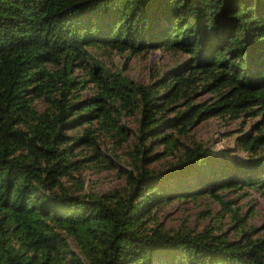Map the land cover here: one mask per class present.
Listing matches in <instances>:
<instances>
[{
    "label": "trees",
    "instance_id": "obj_1",
    "mask_svg": "<svg viewBox=\"0 0 264 264\" xmlns=\"http://www.w3.org/2000/svg\"><path fill=\"white\" fill-rule=\"evenodd\" d=\"M91 46L187 57L139 82ZM212 116L264 117V0H0V264H264L253 203L224 198L264 195V120L239 155L195 137ZM119 161L124 185L82 192ZM204 195L200 230L160 223Z\"/></svg>",
    "mask_w": 264,
    "mask_h": 264
},
{
    "label": "rangeland",
    "instance_id": "obj_2",
    "mask_svg": "<svg viewBox=\"0 0 264 264\" xmlns=\"http://www.w3.org/2000/svg\"><path fill=\"white\" fill-rule=\"evenodd\" d=\"M89 49L101 60H104L109 67L120 69L124 75L139 82L148 81V77L153 72L165 70L187 57V54L183 51L176 52L166 48H158L138 55L121 54L115 49L102 46H91ZM82 94L83 96L89 95V90L83 91ZM208 96L209 93H204L200 95L198 100H202ZM259 119L262 122L264 117L230 118L228 116H212L205 121H199L193 127L192 132L197 139L203 141L206 145L216 149L228 147L236 154L245 155V150L239 148L236 138L247 131H251L253 122ZM130 127H132V125H130ZM102 148L104 147L101 146V149ZM125 148L126 146L122 147L121 151ZM119 162L120 164H117L115 168L111 169H100L99 166L94 164L84 167L80 174V176L84 178L82 192H102L124 185V170L128 167L126 163L122 161ZM157 164L158 162L155 161L151 166L156 167ZM75 175L77 174L75 173ZM64 182L70 184L69 180L64 179ZM242 190V192L247 191L248 193L239 197L240 194L244 193L241 191H228L224 193V198L234 200L233 204L234 206H239L240 214L249 212L253 203L254 214L247 220L250 224L260 225L264 222V195H260L257 190L250 189L247 186ZM251 198L255 199L253 200ZM218 208V202L205 195L187 200L174 199L160 208L159 221L165 228L185 227L198 231L208 224L210 220V216L205 214L208 211L214 214ZM223 224L224 228H227L230 224L228 216L224 217ZM230 233H232L231 230ZM71 247L75 249L72 242Z\"/></svg>",
    "mask_w": 264,
    "mask_h": 264
}]
</instances>
